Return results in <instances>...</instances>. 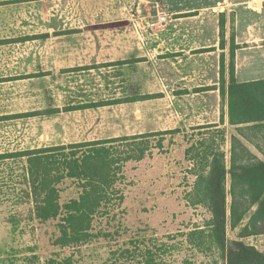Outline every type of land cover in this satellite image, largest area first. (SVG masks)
Instances as JSON below:
<instances>
[{
  "label": "rangeland",
  "instance_id": "obj_1",
  "mask_svg": "<svg viewBox=\"0 0 264 264\" xmlns=\"http://www.w3.org/2000/svg\"><path fill=\"white\" fill-rule=\"evenodd\" d=\"M152 16L153 5L144 0H0V264H43L66 253L73 264H228L212 242L198 248V238L183 239L196 228L209 230L210 213L190 196L198 176L209 172L206 150L223 152L228 169L232 158L260 165L264 126L230 121L233 29L219 69L210 67L206 79L186 67L181 79L169 54L160 60L153 53L158 37L150 31L160 29L147 26ZM207 52L210 61L217 56L215 48ZM215 77L217 86L196 83ZM234 136L252 155L234 145ZM86 142H104L116 158L113 190L124 198L106 214L108 225L97 218L92 243L65 252L56 245L63 214H33L24 154L59 148L62 161L86 148L71 145ZM133 148L145 155L129 158ZM231 186L228 174V208ZM59 190L63 213L81 187L66 177ZM258 204L236 226L229 217L226 234L264 253V234L240 237Z\"/></svg>",
  "mask_w": 264,
  "mask_h": 264
},
{
  "label": "trees",
  "instance_id": "obj_2",
  "mask_svg": "<svg viewBox=\"0 0 264 264\" xmlns=\"http://www.w3.org/2000/svg\"><path fill=\"white\" fill-rule=\"evenodd\" d=\"M229 97L231 124L238 126L255 122L258 126H264V79L238 82L235 79L233 64ZM233 140L234 145L240 143L242 149L252 155L236 136ZM92 144L94 147H89ZM83 146L86 147L85 150H73L72 154L69 157L65 156L62 161L55 153L59 148H39L28 150L24 154L28 155L27 181L31 188L29 194L34 202L33 214L41 219L63 214L56 245L65 252L72 249L81 251L92 243L97 235L94 233L97 229L95 226L97 218L100 217V221L108 225L106 214L120 205L124 198L119 191L113 190L116 184L112 167L116 163V158H113L109 148L104 142L71 145L74 148ZM131 151L136 153H130L128 157L135 160H140L145 155L144 148L138 150L133 148ZM206 152L212 155V159L207 162L209 172L207 175H199L195 180L190 200L193 206L202 205L207 208L210 218H206L205 227L209 230L196 228L188 234H181L183 239L189 244L193 238H198L199 241L195 243V247L198 248L208 241L212 242L220 249L223 257L228 258V264H264L262 251L242 239L229 241L226 234L229 217L232 226H236L258 203V208L240 237L264 234V160L258 159L260 165L253 163L245 165L238 164L232 158L231 167L228 169L223 152L212 153L207 150ZM228 174L232 178L230 208L226 188ZM66 177L77 179L81 192L79 197L65 205V212L62 213L59 183ZM146 249L147 255L153 256L152 249L150 250V247ZM125 250L120 249L121 252ZM126 251L130 252V249ZM116 253L113 252L115 255ZM66 255L68 254L66 253L63 259L57 258V255L51 256L43 264H73L75 259L73 255L69 254L67 258ZM35 259L39 257L34 256L33 260ZM59 259L61 261H58Z\"/></svg>",
  "mask_w": 264,
  "mask_h": 264
},
{
  "label": "crops",
  "instance_id": "obj_3",
  "mask_svg": "<svg viewBox=\"0 0 264 264\" xmlns=\"http://www.w3.org/2000/svg\"><path fill=\"white\" fill-rule=\"evenodd\" d=\"M144 1L147 4L152 3L154 14L156 4L162 3L170 15V20L163 28L157 32L150 31L151 36L158 37L155 39L158 42L153 53L162 56L160 60L166 59L164 53L169 54L167 58L176 65L181 79L185 78L183 73L186 67H194L198 73L206 74L209 73L210 67L219 69L221 53L226 55L228 47H231L232 42L229 37L232 29L235 79L238 82L264 79V18L261 17L264 14V0ZM220 6L222 7L218 14L213 12V9ZM220 15L223 16L224 21L223 36H221ZM152 20L156 18L153 17ZM143 44L144 48L147 47L146 42ZM210 48H215L217 55L211 61L205 55ZM172 56L178 59L174 60ZM208 77L207 74L205 78ZM194 79L192 77V80ZM218 79L211 78L210 83L198 80L196 83H200L198 87L217 86Z\"/></svg>",
  "mask_w": 264,
  "mask_h": 264
},
{
  "label": "built area",
  "instance_id": "obj_4",
  "mask_svg": "<svg viewBox=\"0 0 264 264\" xmlns=\"http://www.w3.org/2000/svg\"><path fill=\"white\" fill-rule=\"evenodd\" d=\"M155 8L156 13L152 17L156 18V20L147 21V26L152 30L163 28L170 20V15L168 14L166 7L162 3L158 2Z\"/></svg>",
  "mask_w": 264,
  "mask_h": 264
},
{
  "label": "bare ground",
  "instance_id": "obj_5",
  "mask_svg": "<svg viewBox=\"0 0 264 264\" xmlns=\"http://www.w3.org/2000/svg\"><path fill=\"white\" fill-rule=\"evenodd\" d=\"M256 5V4H255Z\"/></svg>",
  "mask_w": 264,
  "mask_h": 264
}]
</instances>
